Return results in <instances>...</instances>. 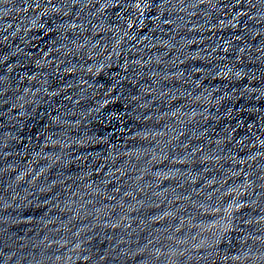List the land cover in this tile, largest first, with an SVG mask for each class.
<instances>
[{"label":"water","instance_id":"water-1","mask_svg":"<svg viewBox=\"0 0 264 264\" xmlns=\"http://www.w3.org/2000/svg\"><path fill=\"white\" fill-rule=\"evenodd\" d=\"M0 264H264V0H0Z\"/></svg>","mask_w":264,"mask_h":264}]
</instances>
